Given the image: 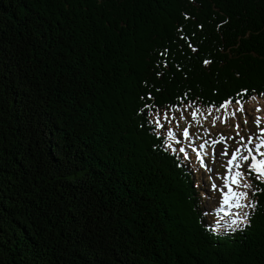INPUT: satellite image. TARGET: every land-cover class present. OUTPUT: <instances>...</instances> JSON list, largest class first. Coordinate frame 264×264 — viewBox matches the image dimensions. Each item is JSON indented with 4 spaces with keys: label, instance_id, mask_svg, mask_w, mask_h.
Instances as JSON below:
<instances>
[{
    "label": "trees",
    "instance_id": "trees-1",
    "mask_svg": "<svg viewBox=\"0 0 264 264\" xmlns=\"http://www.w3.org/2000/svg\"><path fill=\"white\" fill-rule=\"evenodd\" d=\"M262 94L264 0H0V264H264L155 127Z\"/></svg>",
    "mask_w": 264,
    "mask_h": 264
},
{
    "label": "rangeland",
    "instance_id": "rangeland-1",
    "mask_svg": "<svg viewBox=\"0 0 264 264\" xmlns=\"http://www.w3.org/2000/svg\"><path fill=\"white\" fill-rule=\"evenodd\" d=\"M238 108H242V111H237ZM199 109L207 116V119L202 118L198 113V124L191 119V109L180 110L175 115L167 113L168 119L162 118L160 123L167 132L169 130L172 131L173 138L171 139L170 147L173 152L181 155L185 161L189 162L195 169L198 179L200 178V183L203 185L202 188L205 189L204 192L207 196L205 208L208 213L218 217L220 221H223L222 224H230L232 218L239 217L243 219L242 213L246 212L248 208H236L234 206L235 202H232L231 205L227 204V206L223 203V193L229 190L223 186V177L225 175L232 177L237 172L243 174V178L236 176V183H232L231 179H229V187L232 191L247 193L246 197L240 201L242 204H247L251 201L254 179L249 178L247 164L251 162L250 160L240 161L239 168L235 166L229 168L227 160L231 159L232 152L238 147L241 148V154L246 155L247 152L244 151L243 144L247 143L249 136H259V129H264V96L252 99L242 105L229 103L219 111H217V108H213L211 115L207 114V109ZM181 112H183L185 120H180ZM213 117H218L215 124H213ZM258 117L259 126L256 123ZM186 127L189 132V139L187 140L183 136V131ZM205 129H207V133H205ZM237 132L239 135H237ZM241 137L244 138L243 141H241ZM206 141L207 146L201 152V159L197 160L196 153L192 151V147ZM213 141L218 142L213 143ZM257 142L255 139L253 140V143ZM225 145H227V155L222 156L221 153L225 151ZM179 147H185V153H180ZM248 147L251 148L252 144H249ZM261 151H264V149H261ZM185 155H187V159H185ZM245 183L251 185V187L244 188L243 185ZM213 185L216 187H213ZM253 196L255 197L256 195L253 194Z\"/></svg>",
    "mask_w": 264,
    "mask_h": 264
},
{
    "label": "snow or ice",
    "instance_id": "snow-or-ice-1",
    "mask_svg": "<svg viewBox=\"0 0 264 264\" xmlns=\"http://www.w3.org/2000/svg\"><path fill=\"white\" fill-rule=\"evenodd\" d=\"M190 47H191V45H190ZM192 50H193V52L198 51L195 48H192ZM205 63H208V62L205 61ZM243 92H246V90H242V93ZM262 95H264V94H262ZM252 99H256V97H252ZM230 102H232V98H229L228 101H224L223 103H221L219 105V108H217V111H219L222 108H225ZM235 103L240 104V101L237 100V101H235ZM186 109H191V112H190L191 119L193 122H196L197 124L199 123L198 113L200 114V116L202 118L207 119V116H205L199 108L195 107L192 104L187 105ZM212 109H213V106L209 105L207 108V114L208 115H211ZM172 111H180V109L173 106ZM237 111H242V108H238ZM257 111H259V109H257ZM164 119H166V120L168 119L167 114H165ZM173 119H174V117H173ZM217 119H218V117H213V124H215V121ZM180 120H185L183 112H181ZM149 123H151V121H149ZM245 123H247V121H245ZM256 123H257V126H259V117L257 118ZM161 126L162 125L160 123V118L156 117L155 118V127L157 129H159ZM237 127H238V125H237ZM205 133H207V129H205ZM237 135H239L238 132H237ZM183 136L186 140L189 139V132H188L187 127L183 131ZM168 137H169V139L173 138V134H172L171 130H169V132H168ZM221 139H223V138H221ZM229 139H231V137H229ZM243 139L244 138L241 137V141H243ZM254 139L258 142L253 143ZM217 142L218 141H213V143H217ZM249 144H252L251 148L248 147ZM206 146H207V141L205 143H201L198 146L192 147V151L194 153H196L197 160L201 159V152L206 148ZM243 149H244V151L247 152V154L246 155L241 154V148L238 147L235 151L232 152L231 159L227 160V165L229 166V168H231L232 166L239 168L240 167V163H239L240 161L250 160L251 162L249 164H247V168L249 169V172L250 173L255 172L256 173V179L264 181V151H261V149H264V129H259V136H249L247 139V143L243 144ZM179 152L185 153V147H179ZM221 155L222 156L227 155V145H225V151L222 152ZM258 157H259V159H258ZM185 159H187V155H185ZM236 176H240L241 178H243V174L240 172L235 173V175H233L232 177H229L227 175H225L223 177V180H224L223 186L225 188L229 189L226 193H223V203L231 205L232 202H235L234 206L236 208H239V209H242L245 207L253 208L255 205L251 201H249L247 204L240 203L241 199L246 197V195H247L246 192L232 191L231 188L229 187V179H231L232 183H236ZM213 187H216V186L213 185ZM243 187L244 188H250L251 185L245 183L243 185ZM253 194H255V193H253ZM248 216H249L248 212H243L242 213L243 219H240L239 217L232 218L230 220L229 230L235 231V230L239 229L240 225L245 220H247Z\"/></svg>",
    "mask_w": 264,
    "mask_h": 264
},
{
    "label": "bare ground",
    "instance_id": "bare-ground-1",
    "mask_svg": "<svg viewBox=\"0 0 264 264\" xmlns=\"http://www.w3.org/2000/svg\"><path fill=\"white\" fill-rule=\"evenodd\" d=\"M225 204V203H224ZM227 206V204H225ZM210 218V217H209Z\"/></svg>",
    "mask_w": 264,
    "mask_h": 264
}]
</instances>
